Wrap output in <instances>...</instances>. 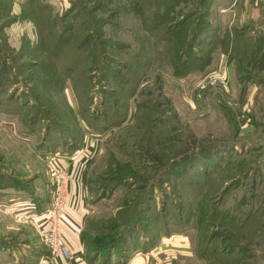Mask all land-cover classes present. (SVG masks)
<instances>
[{"label": "rangeland", "instance_id": "obj_1", "mask_svg": "<svg viewBox=\"0 0 264 264\" xmlns=\"http://www.w3.org/2000/svg\"><path fill=\"white\" fill-rule=\"evenodd\" d=\"M243 5L0 0V222L27 214L47 248L58 175L73 178L59 160L77 156L92 164V264H264V70ZM49 190L48 209L26 210ZM5 232L0 264L39 262Z\"/></svg>", "mask_w": 264, "mask_h": 264}, {"label": "crops", "instance_id": "obj_2", "mask_svg": "<svg viewBox=\"0 0 264 264\" xmlns=\"http://www.w3.org/2000/svg\"><path fill=\"white\" fill-rule=\"evenodd\" d=\"M236 11V9H235ZM236 15H238V19L244 22H252L255 25L256 31L260 34H255L253 36L249 33V40H245V43L249 45L248 51L251 52V56L257 57L258 63L261 64V72L264 70V45L263 48L259 51L257 48L259 47L260 43H264V0H244V5L240 8L239 11H236ZM240 40V38H237ZM219 58V55H218ZM263 63V64H262ZM220 64L216 67L219 68ZM218 70V69H217ZM251 71V70H250ZM253 74L256 75V78H260L262 75H258L255 73V70H252ZM197 76V74H192ZM189 75L188 77H191ZM200 75V74H199ZM234 76V75H233ZM235 78V77H234ZM233 89L236 94L238 93L239 98L244 95L246 92L258 90L256 85H251L249 83L238 85L232 82ZM253 88V89H251ZM176 94V93H175ZM96 153V150H95ZM85 154H82L80 158H83ZM89 155V153H88ZM94 157V154L91 156L89 155V159L91 160ZM61 165L68 167L71 169L73 174V178L68 184L65 194V203L62 211L63 218L60 219V227L59 231L62 238L66 241L67 246L70 250L71 257L69 259H64L60 256L54 255L48 248L40 247L37 245V240L35 236V232L33 228H31V223L27 220L29 216H26L23 213L18 214L19 217H25V219H17L16 222L17 227L14 226H7L5 223L0 222L1 226L4 229L10 230L12 232H5V234L10 235L20 242L26 243L25 246L28 248H33L36 246L38 248V260L39 262L36 264H92L89 262L87 258V250L83 244L81 239V230L85 223L86 216L90 211V194H89V187H88V178L89 172L91 169V161L87 165L82 164L77 156L68 158V156L63 155L62 158L59 160ZM74 171V172H73ZM8 191V190H7ZM44 191V190H43ZM12 193V192H11ZM17 193V192H15ZM34 200H33V199ZM11 201L10 206L13 207V200L17 199L15 196L9 198ZM3 201V200H2ZM52 202V194L51 191L44 192L42 195H37L35 198L34 196L26 199L25 208L29 212H33V209H37L36 206H39V210H46L49 208ZM19 206H21V203ZM2 203L0 204V209L2 207ZM8 207V206H6ZM89 207V209H88ZM32 209V210H29ZM33 218L35 215H31ZM61 218V216H60ZM32 219V218H30ZM36 219V218H35ZM34 220V219H33ZM13 233V234H11ZM42 256V257H39Z\"/></svg>", "mask_w": 264, "mask_h": 264}, {"label": "built area", "instance_id": "obj_3", "mask_svg": "<svg viewBox=\"0 0 264 264\" xmlns=\"http://www.w3.org/2000/svg\"><path fill=\"white\" fill-rule=\"evenodd\" d=\"M221 83L222 80H221ZM70 179V175L65 172H60L58 175V184L55 190L54 207L47 213L46 227L44 230V243L48 249H51L55 254L64 259L71 257L70 250L66 241L62 238L59 232V217L65 199V189Z\"/></svg>", "mask_w": 264, "mask_h": 264}, {"label": "trees", "instance_id": "obj_4", "mask_svg": "<svg viewBox=\"0 0 264 264\" xmlns=\"http://www.w3.org/2000/svg\"><path fill=\"white\" fill-rule=\"evenodd\" d=\"M236 50H237V49L233 46V47H232V51L235 52ZM87 258H88V260H89L90 262H92L93 259L89 256V251H87Z\"/></svg>", "mask_w": 264, "mask_h": 264}]
</instances>
